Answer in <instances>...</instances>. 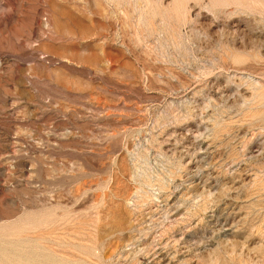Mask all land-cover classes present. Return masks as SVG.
I'll return each instance as SVG.
<instances>
[{"label": "rangeland", "instance_id": "obj_1", "mask_svg": "<svg viewBox=\"0 0 264 264\" xmlns=\"http://www.w3.org/2000/svg\"><path fill=\"white\" fill-rule=\"evenodd\" d=\"M0 264H264V0H0Z\"/></svg>", "mask_w": 264, "mask_h": 264}]
</instances>
